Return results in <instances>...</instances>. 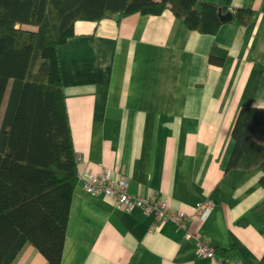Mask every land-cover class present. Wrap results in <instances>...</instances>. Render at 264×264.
Listing matches in <instances>:
<instances>
[{
  "label": "crops",
  "instance_id": "1",
  "mask_svg": "<svg viewBox=\"0 0 264 264\" xmlns=\"http://www.w3.org/2000/svg\"><path fill=\"white\" fill-rule=\"evenodd\" d=\"M233 18L213 34L190 30L172 11L80 20L58 47L78 180L61 264H223L198 257L233 245L230 264L264 255L262 169L228 170L242 108H264V0H205ZM246 9V24L234 18ZM256 140L264 144V134ZM108 169L129 191L192 215L185 227L142 210L118 211L84 180ZM214 209L194 215L195 205ZM12 264H46L26 243Z\"/></svg>",
  "mask_w": 264,
  "mask_h": 264
},
{
  "label": "trees",
  "instance_id": "2",
  "mask_svg": "<svg viewBox=\"0 0 264 264\" xmlns=\"http://www.w3.org/2000/svg\"><path fill=\"white\" fill-rule=\"evenodd\" d=\"M165 10L190 30L213 34L222 7L205 0H0V264H12L26 243L46 264H61L72 195L78 180L58 47L77 21ZM250 11L234 18L246 24ZM264 108H242L232 129L228 170L262 169ZM264 215V199L253 207ZM216 255L232 258L233 245ZM259 264H264V255Z\"/></svg>",
  "mask_w": 264,
  "mask_h": 264
},
{
  "label": "built area",
  "instance_id": "3",
  "mask_svg": "<svg viewBox=\"0 0 264 264\" xmlns=\"http://www.w3.org/2000/svg\"><path fill=\"white\" fill-rule=\"evenodd\" d=\"M82 189L94 197L102 195L112 197V207L115 210L129 212L139 209L145 214L152 215L156 222L169 220L184 228L186 220L193 217L182 211L174 212L168 210L166 204L162 201H155L153 198L132 194L129 191L128 182L118 181L108 169H101L98 173L84 180ZM213 209L214 205L211 202L200 201L195 205L194 215H204ZM187 237L195 240V252L198 257L215 258L217 256L215 249L211 248L206 240L188 233ZM221 261L223 264L232 262L229 258H223Z\"/></svg>",
  "mask_w": 264,
  "mask_h": 264
},
{
  "label": "water",
  "instance_id": "4",
  "mask_svg": "<svg viewBox=\"0 0 264 264\" xmlns=\"http://www.w3.org/2000/svg\"><path fill=\"white\" fill-rule=\"evenodd\" d=\"M219 15H220L221 20L224 21V22L231 21L232 18H233V14H232L231 12H228V13H224V14H223V13H222V10L219 11ZM119 18H120L119 15H117V16L115 17L116 20H118Z\"/></svg>",
  "mask_w": 264,
  "mask_h": 264
},
{
  "label": "rangeland",
  "instance_id": "5",
  "mask_svg": "<svg viewBox=\"0 0 264 264\" xmlns=\"http://www.w3.org/2000/svg\"><path fill=\"white\" fill-rule=\"evenodd\" d=\"M195 237H198V238H200L199 236H197V235H195ZM201 239V238H200Z\"/></svg>",
  "mask_w": 264,
  "mask_h": 264
}]
</instances>
